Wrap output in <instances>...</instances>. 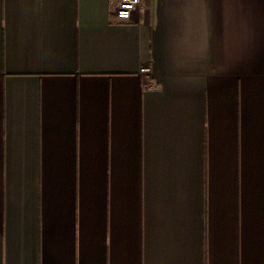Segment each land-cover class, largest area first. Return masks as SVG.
<instances>
[{"label": "crops", "instance_id": "crops-1", "mask_svg": "<svg viewBox=\"0 0 264 264\" xmlns=\"http://www.w3.org/2000/svg\"><path fill=\"white\" fill-rule=\"evenodd\" d=\"M0 264H264V0H0Z\"/></svg>", "mask_w": 264, "mask_h": 264}, {"label": "built area", "instance_id": "built-area-1", "mask_svg": "<svg viewBox=\"0 0 264 264\" xmlns=\"http://www.w3.org/2000/svg\"><path fill=\"white\" fill-rule=\"evenodd\" d=\"M141 2L142 0H116L117 13L124 18H130L133 12H135L139 8ZM141 72L149 76L148 81L146 83L147 87H158L157 81L151 76V67L143 66L141 68Z\"/></svg>", "mask_w": 264, "mask_h": 264}]
</instances>
